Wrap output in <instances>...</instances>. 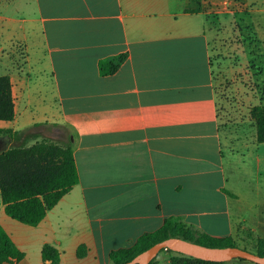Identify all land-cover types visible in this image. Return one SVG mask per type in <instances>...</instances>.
<instances>
[{
    "label": "crops",
    "instance_id": "obj_1",
    "mask_svg": "<svg viewBox=\"0 0 264 264\" xmlns=\"http://www.w3.org/2000/svg\"><path fill=\"white\" fill-rule=\"evenodd\" d=\"M241 9L264 45V17H255L264 0H0V77L10 78L15 112L0 121L13 135L0 136V152L69 141L78 174L36 226L9 218L0 198V226L24 254L4 264H43L44 246L58 264H112V251L167 218L214 238L264 239L260 193L252 201L227 191L210 60V19ZM119 54L127 58L117 72L100 76L99 61ZM249 152L259 180L255 129L244 155L228 161Z\"/></svg>",
    "mask_w": 264,
    "mask_h": 264
},
{
    "label": "trees",
    "instance_id": "obj_2",
    "mask_svg": "<svg viewBox=\"0 0 264 264\" xmlns=\"http://www.w3.org/2000/svg\"><path fill=\"white\" fill-rule=\"evenodd\" d=\"M126 58V54H119L100 60L98 63L100 76L114 75ZM14 115L12 84L8 76H2L0 77V121H12ZM249 118L255 129L256 143H264V105L252 107L249 110ZM5 134L13 137L10 131L0 129V136ZM77 182L78 174L69 141L42 140L30 146L15 145L0 152L1 203L5 214L21 224L38 225L47 211L56 206ZM170 238H179L210 248L238 247L264 257V239H255L253 247L249 249L242 247L231 237H210L193 226L184 224L178 218H167L159 229L143 234L130 248L112 251L109 254L110 261L112 264L128 263L154 244ZM162 252L171 255L168 264L229 263L205 262L163 249L149 264H155ZM76 255L78 258L84 257L86 248L79 247ZM41 257L43 264H58L60 260L59 253L49 246L42 248ZM23 258L24 254L14 246L0 226V264L19 262ZM231 263L253 264L241 259L232 260Z\"/></svg>",
    "mask_w": 264,
    "mask_h": 264
},
{
    "label": "rangeland",
    "instance_id": "obj_3",
    "mask_svg": "<svg viewBox=\"0 0 264 264\" xmlns=\"http://www.w3.org/2000/svg\"><path fill=\"white\" fill-rule=\"evenodd\" d=\"M237 13L231 17L211 18L208 24L221 149L228 181L227 191L239 192L252 201L255 200L254 195L260 193L259 199L263 201L264 168L260 179L256 180L251 152L240 161H228L230 156L240 158L251 144L254 128L249 110L264 104V45L257 35L251 12L241 9ZM255 17H264V13L256 12ZM41 90V103L49 109L53 106L50 85L44 82ZM35 142H27L26 145ZM229 162L235 166L230 167ZM256 184L261 187L257 189ZM238 244L247 245L249 249L253 247L244 242ZM170 256L162 252L156 262L168 261Z\"/></svg>",
    "mask_w": 264,
    "mask_h": 264
},
{
    "label": "water",
    "instance_id": "obj_4",
    "mask_svg": "<svg viewBox=\"0 0 264 264\" xmlns=\"http://www.w3.org/2000/svg\"><path fill=\"white\" fill-rule=\"evenodd\" d=\"M163 249H169L173 252L205 262L225 263L241 259L253 264H264V257L238 247L210 248L179 238H170L158 242L125 264H149Z\"/></svg>",
    "mask_w": 264,
    "mask_h": 264
}]
</instances>
